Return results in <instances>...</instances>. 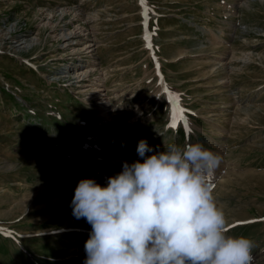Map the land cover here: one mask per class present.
<instances>
[{
  "label": "rangeland",
  "instance_id": "rangeland-1",
  "mask_svg": "<svg viewBox=\"0 0 264 264\" xmlns=\"http://www.w3.org/2000/svg\"><path fill=\"white\" fill-rule=\"evenodd\" d=\"M144 1L149 48L136 0H0V264H83L75 188L143 162L141 139L221 157L227 235L264 264V3Z\"/></svg>",
  "mask_w": 264,
  "mask_h": 264
},
{
  "label": "clouds",
  "instance_id": "clouds-1",
  "mask_svg": "<svg viewBox=\"0 0 264 264\" xmlns=\"http://www.w3.org/2000/svg\"><path fill=\"white\" fill-rule=\"evenodd\" d=\"M136 152L143 162H124L107 186L81 179L75 188L72 214L91 225L83 264H253L254 241L227 235L207 183L217 153L200 143L154 152L145 139Z\"/></svg>",
  "mask_w": 264,
  "mask_h": 264
},
{
  "label": "snow or ice",
  "instance_id": "snow-or-ice-1",
  "mask_svg": "<svg viewBox=\"0 0 264 264\" xmlns=\"http://www.w3.org/2000/svg\"><path fill=\"white\" fill-rule=\"evenodd\" d=\"M141 3L143 4L144 3V0H141ZM150 46L151 45H149V47ZM165 91H167V89H165ZM180 112L183 113V109H180ZM181 120H183V125H184L185 129H187L188 128L187 120L182 115H181ZM178 123L179 122L176 120V118H175V112H174L172 122H171V124L169 126L172 127V128H175V127L178 126Z\"/></svg>",
  "mask_w": 264,
  "mask_h": 264
},
{
  "label": "bare ground",
  "instance_id": "bare-ground-1",
  "mask_svg": "<svg viewBox=\"0 0 264 264\" xmlns=\"http://www.w3.org/2000/svg\"><path fill=\"white\" fill-rule=\"evenodd\" d=\"M209 178V177H208Z\"/></svg>",
  "mask_w": 264,
  "mask_h": 264
}]
</instances>
